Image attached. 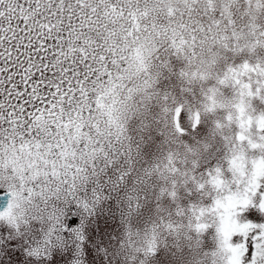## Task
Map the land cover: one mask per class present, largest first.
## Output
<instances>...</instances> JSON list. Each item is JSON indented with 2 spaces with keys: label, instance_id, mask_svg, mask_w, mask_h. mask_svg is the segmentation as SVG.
<instances>
[{
  "label": "snow or ice",
  "instance_id": "1",
  "mask_svg": "<svg viewBox=\"0 0 264 264\" xmlns=\"http://www.w3.org/2000/svg\"><path fill=\"white\" fill-rule=\"evenodd\" d=\"M196 2L0 0V184L10 193L0 219L18 228L17 221L26 223L29 217L56 216L50 202L74 194L87 179L89 165L94 167L101 154L108 156L106 145L114 141L123 145L126 125L114 115L118 90L131 97L134 89L126 87L125 81L133 73L147 71V57L159 59L164 52L191 64L204 50L221 43L237 55L248 53L242 62L223 68L216 86L204 92L211 102L209 111L215 110L216 93L222 86H232L239 96L234 105L238 130L225 136L232 179L225 177L221 167L209 170L206 177L187 170L181 173L183 183L194 182L205 195L206 185L216 190L211 205L193 204L187 209L188 227L202 232L215 223L225 264H242L250 245L255 247L252 264H264V224L237 219L241 206L253 204L264 176V113L247 114L244 99L264 97V56L256 51L264 45V30L258 31L255 16L238 25L228 3L218 14L213 0H207L210 7L195 15L196 10L180 7ZM252 2L248 0L249 5ZM150 3L158 7L150 9ZM255 6L261 9L264 0H255ZM156 11L161 15L150 14ZM243 36L247 41L242 45ZM181 75L208 78L200 70L183 69ZM151 83L150 77L144 80L145 87ZM181 112L176 109L178 118ZM226 120L231 127L233 113ZM254 121L255 137L249 134ZM199 122L197 112L195 123ZM216 126L224 127L220 121ZM178 131H184L179 124ZM256 150L261 154L251 158L254 170L249 175L245 170L248 153ZM169 170L180 172L171 155ZM176 183L169 192L172 197ZM261 196L259 208L264 210V193ZM185 211L178 207L176 216H184ZM165 226L176 227L170 221ZM156 247L153 237L147 251L155 252Z\"/></svg>",
  "mask_w": 264,
  "mask_h": 264
},
{
  "label": "rangeland",
  "instance_id": "2",
  "mask_svg": "<svg viewBox=\"0 0 264 264\" xmlns=\"http://www.w3.org/2000/svg\"><path fill=\"white\" fill-rule=\"evenodd\" d=\"M162 53L155 88L174 107L162 108L152 102L146 111L130 118L125 151L111 156L108 168L88 170L87 179L74 194L53 199L50 208L54 206L58 210L56 216L29 217L26 223L17 221L18 228L0 219V264H200L204 256L218 248L215 223L202 232L188 227L183 240L166 233L155 252H148V246L129 242L131 233H144L161 209L176 215L178 207L188 209L193 204L212 203V196L205 195L192 181L181 183L172 197L171 189L151 171L171 146L165 134L167 124L171 123L179 134L181 149L201 148L200 156L188 165L192 174L206 177L209 170L221 167L225 177L232 179L225 136L233 134L237 126L233 125L231 132L214 133L216 119L211 114L195 123L197 112L193 105L201 101L206 88L214 82L205 88L187 85L181 75L185 61ZM247 56L248 53L229 54L223 68L240 63ZM222 90L228 96L235 94L230 85L222 86ZM252 107L258 113L264 112V97H253ZM177 108L182 109V118L177 117ZM178 124L183 132L178 131ZM260 183L253 204L241 206L238 211L237 219L242 223L264 224V210L259 208L264 178ZM236 187L232 185L233 191ZM2 191H8L4 184H0ZM254 257L255 247L250 245L242 264H252Z\"/></svg>",
  "mask_w": 264,
  "mask_h": 264
},
{
  "label": "clouds",
  "instance_id": "3",
  "mask_svg": "<svg viewBox=\"0 0 264 264\" xmlns=\"http://www.w3.org/2000/svg\"><path fill=\"white\" fill-rule=\"evenodd\" d=\"M225 3H228L229 11L232 13L233 18L237 21L238 25L247 24L248 21L253 16H255L256 23L260 26L258 31L264 30V7L257 10L255 6V0H253L251 5H249L248 0H213L212 6L215 7L216 14H218L224 8ZM172 6L175 7L176 5ZM148 7L152 9L153 7L158 6L154 5L153 3H150ZM180 7L185 9L192 8L196 10L193 13L195 15L197 12L202 11L210 6L207 4V0H197V2L194 4H181ZM150 14L159 16L161 15V12L156 11L151 12ZM246 41V36L241 37L240 43L242 45L245 44ZM256 51L260 55L264 56V45L258 46ZM232 53L234 52L224 49L221 43H217L211 51L206 49L199 54L198 59L193 58L191 64L184 60V69L187 72L191 73L192 71L200 70L206 73L208 77L206 80H202L200 78H192L191 76H185L184 78L187 85L200 86L202 88H205L207 84H209L210 82H214L212 83V86H216L217 74L223 71V65L225 64L229 54ZM159 55L161 56L163 55V53L161 52ZM145 62L148 64V69L146 72L142 71L139 73H133V75L125 81L126 87H131L134 89L133 93L131 94V97L128 98L129 94L126 91L118 90V102L115 105L116 112L114 113V115L118 116L120 121L125 125L129 121V119L132 118L134 115L139 114L142 111H146L148 106L152 102L160 104L162 108L172 109L174 107L172 101L165 100L155 88V81L157 78V66L159 63L158 59H155L154 56L147 57ZM148 77L151 78L152 83L150 84V86L145 87L144 80ZM207 90L208 88H206L205 92ZM253 97H245L244 99L245 104L247 105V114L256 117L264 112L258 113L254 111L252 107ZM215 99L217 104L214 111L208 110V106L211 102L207 99L205 95L198 104L193 105V109L194 111L199 112L200 118L211 114L215 116L216 121H220V123L224 125V127L218 128L215 122V128L213 129L214 133L223 134L226 132H231L232 126L236 125L235 115L237 113V110L235 109L234 105L239 102V96L237 95L236 91L234 95H225L222 88H220V90L216 93ZM106 103H111V101L106 100ZM229 112L233 113L234 115V120L231 127L228 125V122L226 120V116ZM160 116L161 119H163L164 113L162 112ZM165 134L171 141V146L169 150L157 160L155 165L152 167L151 171L154 174L158 175L162 181H164L166 188L171 189L173 187V181L177 182L176 188L181 183H183L185 177L181 175L182 172L187 170L189 174H191L192 169L188 167V165L194 158H198L200 156L201 148L181 149L179 146L180 136L175 131L171 123L166 125ZM249 134L254 137L257 134L255 121ZM201 147H207V145H202ZM260 154V150H256L255 153H248V159L246 161L245 169L247 174L250 175L254 170L251 164V158L254 155L258 158ZM169 155L172 156L173 162L177 167H179L180 172L172 173L169 170ZM261 178H264V176H262ZM205 192L207 193V195L212 197L216 195V190L211 185H206ZM185 210L186 211L184 216L178 217L176 215L168 213L164 209H161V211L157 213V218L152 221V223L144 233H131L129 237V242L134 245L141 244L142 246L146 247L149 245V242L153 240V237H155L156 243H162L163 237L166 233L183 240V237H185L188 233V220L191 218V214L187 211V209ZM13 211L15 212V209ZM167 221H170L171 223L176 225V227L172 230L167 229L165 226V222ZM213 253H215V255H213ZM213 260L216 261V264H225V254L223 253V251L217 248L215 251L208 253L201 259L200 264H212Z\"/></svg>",
  "mask_w": 264,
  "mask_h": 264
},
{
  "label": "trees",
  "instance_id": "4",
  "mask_svg": "<svg viewBox=\"0 0 264 264\" xmlns=\"http://www.w3.org/2000/svg\"><path fill=\"white\" fill-rule=\"evenodd\" d=\"M127 133L128 132H127V123H126V137H127ZM127 139L124 141L123 145L121 143H119V142H116V141L113 142L112 146L106 145V151L108 152V156H104L103 154L98 156L97 159L95 161H93L94 167L97 168V169L98 168L99 169L108 168L109 167V163H111V160H109L110 157L119 155V153L121 151H123V150L125 151V149H126L125 147L127 146V142H128ZM91 168H93V166L89 165L88 170H91ZM87 189H89V187ZM70 194L71 193L65 194L64 198H66V196H69Z\"/></svg>",
  "mask_w": 264,
  "mask_h": 264
},
{
  "label": "water",
  "instance_id": "5",
  "mask_svg": "<svg viewBox=\"0 0 264 264\" xmlns=\"http://www.w3.org/2000/svg\"><path fill=\"white\" fill-rule=\"evenodd\" d=\"M9 200H10L9 191L0 192V211H3L6 208Z\"/></svg>",
  "mask_w": 264,
  "mask_h": 264
}]
</instances>
